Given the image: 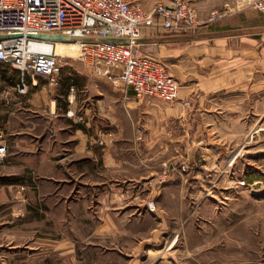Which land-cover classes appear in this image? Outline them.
<instances>
[{"label": "rangeland", "instance_id": "rangeland-1", "mask_svg": "<svg viewBox=\"0 0 264 264\" xmlns=\"http://www.w3.org/2000/svg\"><path fill=\"white\" fill-rule=\"evenodd\" d=\"M256 1L141 0V8L189 4L198 25L179 32H190L231 11L256 10ZM60 43L75 50L55 54L63 70L82 68L78 46ZM17 77L32 78L0 63L2 90ZM253 92L240 101L241 124L220 133V147L193 149V163L176 157L179 149H163L156 178L132 182L123 205L111 202L115 181L106 179L101 156L95 165L77 162L73 131L42 130L40 117L33 130L8 126L0 147V264H264L263 71Z\"/></svg>", "mask_w": 264, "mask_h": 264}, {"label": "crops", "instance_id": "crops-1", "mask_svg": "<svg viewBox=\"0 0 264 264\" xmlns=\"http://www.w3.org/2000/svg\"><path fill=\"white\" fill-rule=\"evenodd\" d=\"M138 44L177 81L175 104L138 101L131 90L114 86L83 65L68 72L62 68L54 82L43 76L17 77L4 90L0 78V147L8 144L1 137L8 126L21 122L33 130L35 117L45 121L42 130L73 131L81 158L77 162L95 165L101 156L106 179L115 181L108 193L111 202L121 205L128 201L132 182L156 178L163 149H179L176 157L185 155L193 163V149L220 147V133L241 124L240 101L255 98L252 87L259 71L264 72V13L252 8L231 11L190 32L143 28ZM23 112L26 122L19 118ZM97 140L105 147L94 145ZM142 148L148 157L140 153Z\"/></svg>", "mask_w": 264, "mask_h": 264}, {"label": "built area", "instance_id": "built-area-1", "mask_svg": "<svg viewBox=\"0 0 264 264\" xmlns=\"http://www.w3.org/2000/svg\"><path fill=\"white\" fill-rule=\"evenodd\" d=\"M254 8L264 12V0H257ZM157 23L174 32L198 25L195 10L179 2L146 14L141 0H0V36L4 37L0 39V63L32 78L43 76L54 82L63 66L54 52L33 49L45 41L41 35L127 39L128 44L74 43L79 61L94 75L131 90L139 99L175 103L177 81L162 61L145 54L138 44L143 28Z\"/></svg>", "mask_w": 264, "mask_h": 264}, {"label": "water", "instance_id": "water-1", "mask_svg": "<svg viewBox=\"0 0 264 264\" xmlns=\"http://www.w3.org/2000/svg\"><path fill=\"white\" fill-rule=\"evenodd\" d=\"M4 38L0 36V39ZM40 39L49 41V42H102V43H118V44H128L127 39L122 38H113V37H76V36H67L62 34H43L40 36Z\"/></svg>", "mask_w": 264, "mask_h": 264}, {"label": "bare ground", "instance_id": "bare-ground-1", "mask_svg": "<svg viewBox=\"0 0 264 264\" xmlns=\"http://www.w3.org/2000/svg\"><path fill=\"white\" fill-rule=\"evenodd\" d=\"M73 45H77L76 43L71 44ZM78 46V45H77ZM33 49L35 51H39V52H44V51H48L50 49H52V52H54V54L60 55V56H70L72 55L75 50H69L68 48H66V46L63 43H60L59 41H57L56 43H52V42H41L38 44L33 45ZM56 55V56H57Z\"/></svg>", "mask_w": 264, "mask_h": 264}]
</instances>
